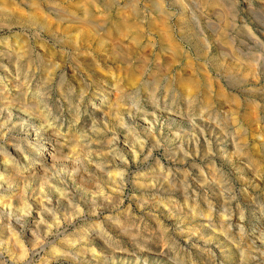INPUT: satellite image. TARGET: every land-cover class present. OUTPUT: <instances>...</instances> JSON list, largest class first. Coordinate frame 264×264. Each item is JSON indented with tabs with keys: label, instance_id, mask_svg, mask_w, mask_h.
<instances>
[{
	"label": "rangeland",
	"instance_id": "374dc122",
	"mask_svg": "<svg viewBox=\"0 0 264 264\" xmlns=\"http://www.w3.org/2000/svg\"><path fill=\"white\" fill-rule=\"evenodd\" d=\"M0 8V264H264V0Z\"/></svg>",
	"mask_w": 264,
	"mask_h": 264
},
{
	"label": "bare ground",
	"instance_id": "6f19581e",
	"mask_svg": "<svg viewBox=\"0 0 264 264\" xmlns=\"http://www.w3.org/2000/svg\"><path fill=\"white\" fill-rule=\"evenodd\" d=\"M89 1V0H88ZM85 2V1H84ZM213 2V1H212ZM95 3V2H94ZM214 3V2H213ZM213 3H211L212 4V6H214L215 4H213ZM93 4V3H92ZM81 6V5H80ZM156 6V5H155ZM2 7V6H1ZM3 7H4V5H3ZM85 8V7H84ZM94 8H95V6H94ZM1 9V8H0ZM4 9V8H3ZM9 11V10H8ZM225 11V10H224ZM83 14V13H82ZM121 14V13H120ZM4 15V14H3ZM91 15V14H90ZM67 17V16H66ZM225 17V16H224ZM103 19V18H102ZM105 19V18H104ZM91 20V19H90ZM121 22V21H120ZM104 23V22H103ZM125 24V23H124ZM130 24V23H129ZM226 26V25H225ZM127 28V27H126ZM231 28V27H230ZM134 28H132V30H133ZM225 29V28H224ZM227 29V28H226ZM166 31V30H165ZM124 33V32H123ZM224 33V32H223ZM225 34V33H224ZM217 36V35H216ZM224 36V35H223ZM217 39H219V38H217ZM168 42V41H167ZM194 42H195V46H197V47H199L200 49H202V48H204V42H203V40H201V39H199V38H197V37H195V39H194ZM217 42H218V40H217ZM216 44V43H215ZM231 44V43H230ZM5 45V44H4ZM101 45V44H100ZM220 45V44H219ZM169 47V46H168ZM227 48H228V46H226ZM230 47V46H229ZM170 48V47H169ZM198 48V49H199ZM222 48V47H221ZM171 49V48H170ZM207 49V48H206ZM224 49V48H223ZM229 49V48H228ZM232 49V48H231ZM166 50V49H165ZM11 51V50H10ZM18 51V50H17ZM21 51H23V50H21ZM232 52V51H231ZM12 54H14V56L15 57H19V54H15V52H11ZM230 53V52H229ZM22 55V54H21ZM10 56V55H9ZM251 58V57H250ZM17 59V58H16ZM19 60V59H18ZM253 60H255V58H253ZM238 62V61H237ZM243 62V61H242ZM244 63V62H243ZM254 63H256V61L254 62ZM251 64V63H250ZM241 65V64H240ZM246 65V64H245ZM246 67H247V65H246ZM253 67V66H252ZM256 67H257V65H256ZM255 69V68H254ZM257 69V68H256ZM251 70V69H250ZM253 70V69H252ZM251 70V71H252ZM191 74V73H190ZM207 77V76H206ZM159 79V78H158ZM190 81V80H189ZM190 83V82H189ZM117 84V83H116ZM191 84H192V82H191ZM199 84V83H198ZM210 86H211V84H210ZM194 87V86H193ZM209 87V86H208ZM191 88V87H190ZM206 102V101H205ZM207 103V102H206ZM254 115V114H253ZM243 256V255H242Z\"/></svg>",
	"mask_w": 264,
	"mask_h": 264
}]
</instances>
